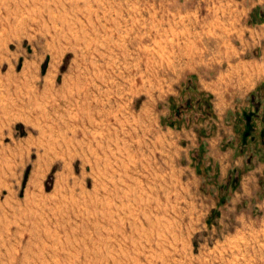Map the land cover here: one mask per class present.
<instances>
[{"label": "rangeland", "instance_id": "374dc122", "mask_svg": "<svg viewBox=\"0 0 264 264\" xmlns=\"http://www.w3.org/2000/svg\"><path fill=\"white\" fill-rule=\"evenodd\" d=\"M178 2L0 0V264H264V98L171 48Z\"/></svg>", "mask_w": 264, "mask_h": 264}, {"label": "crops", "instance_id": "0c3cea01", "mask_svg": "<svg viewBox=\"0 0 264 264\" xmlns=\"http://www.w3.org/2000/svg\"><path fill=\"white\" fill-rule=\"evenodd\" d=\"M176 6V9H173L177 17L176 23L171 24L168 20L166 27V32L176 34L178 40L177 44L171 45V48L208 50V57H206L207 53L198 56L192 52L189 56L190 64L230 66L231 72H218L210 77L216 81L219 75V79L236 82V86L239 87L237 95L242 97L256 95V97L264 98V89L261 87L256 93H252L255 90L254 87L264 82V0H182V3L178 2ZM162 28L165 32V26ZM203 33L205 34L201 35L200 41L197 40V37ZM246 110L243 108L241 110L242 124L231 122L229 128L232 129L233 125H241L243 127L242 134L239 136L241 140L256 142L255 134H257L259 143L264 147V102H253L250 110L248 108ZM256 119L260 121L259 133H255L258 128L255 123ZM226 146V151L230 149V155L235 152L233 144L227 141ZM241 151L236 158H241L246 154L244 149ZM261 160V197L260 205L257 203L256 206L261 210L260 245H264V160ZM241 161H244V158ZM235 169L237 168L234 167L232 170ZM250 173L253 177L255 176L253 171ZM234 177H239V180L234 181L236 183L239 181L242 187L243 179L247 176L241 173L240 176L236 174ZM236 183L233 186L230 185L228 190L232 198L239 186ZM248 192L246 191V194ZM240 197L242 199L246 196L241 195ZM262 251L260 255L264 256V249Z\"/></svg>", "mask_w": 264, "mask_h": 264}]
</instances>
